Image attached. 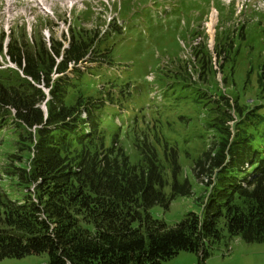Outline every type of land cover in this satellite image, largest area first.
Masks as SVG:
<instances>
[{
  "label": "trees",
  "instance_id": "16d2710c",
  "mask_svg": "<svg viewBox=\"0 0 264 264\" xmlns=\"http://www.w3.org/2000/svg\"><path fill=\"white\" fill-rule=\"evenodd\" d=\"M80 25L69 24L61 40L53 34L45 40L39 31L29 40L26 28L18 35L0 33V57L14 65L0 67V146L12 147L5 153L9 164L0 168L13 178L16 194L0 186V260L39 253L46 264H160L183 250L204 264L208 246L223 231L227 238L264 242V127L255 124L258 114L200 86L184 65L164 71L142 65L171 97L167 112L176 103L197 101L205 112L195 116L205 128L197 124L189 132L186 120L195 116H186V107L173 113L176 121L142 109L144 126L135 122L130 128L138 156L132 159L124 147L129 131L114 123L119 109L113 106L128 100L131 74H105L126 62L117 58H128L116 50L123 36L116 29L110 44L101 46L98 33ZM195 49L199 77L215 70L222 50ZM231 110L240 121L233 130L226 125ZM179 120L187 127L181 136L170 127ZM210 129L219 137L207 145ZM118 132L125 135L115 140ZM198 140L204 144L192 146ZM180 141L191 143L184 153L198 152L191 171L206 192L199 213L189 211L169 225L150 209L168 208L178 195L193 193L180 177Z\"/></svg>",
  "mask_w": 264,
  "mask_h": 264
},
{
  "label": "rangeland",
  "instance_id": "374dc122",
  "mask_svg": "<svg viewBox=\"0 0 264 264\" xmlns=\"http://www.w3.org/2000/svg\"><path fill=\"white\" fill-rule=\"evenodd\" d=\"M119 3L120 8H118ZM213 8L218 14L216 34L215 38L213 35L210 46L212 48L213 44V50H222V52L215 56L218 62L215 70L199 77L198 72L195 71L196 49H188L186 43L201 34V29L196 31V28L202 24ZM77 23L86 31L89 29L96 31L101 46L110 44L109 39L114 36V30L121 31L123 41L117 43L116 50L120 55H127L128 58H117L126 62H118L105 74L110 77L116 75L120 79H126L131 74L128 100L113 106L119 109L118 117H114V123L121 124L123 131H129L126 134L124 147L132 159H138V156L133 149L134 136L130 128L135 122L139 126H144L140 124L139 119L142 109L149 111L152 107L158 110L164 119L171 118L172 121H176V114L185 107L189 109L186 116H195L198 113L203 116L205 112L204 108H197V101L188 103L191 100L181 107L176 103L172 109L175 115L171 111L167 112L169 108L167 104L171 103V97H165L163 83L154 84L153 70L144 72L142 65L147 66L146 70H149L150 66H156L160 71L167 70L171 66L184 65L193 81L210 91H222L242 110L251 109L256 112L259 119L256 118L255 124L264 127V0H67L66 2L0 0V33L3 31L8 34L14 31L18 35L20 30L26 28L29 40L33 38L32 34L35 31L42 32L45 40L51 34L61 40L64 36H68L69 24L71 26ZM192 24L194 26L190 28ZM7 41L8 39L5 38L3 45ZM180 41H184L185 46H182ZM206 43L207 39H201L197 46L206 52L202 46ZM0 63V67L14 66L3 57H0ZM132 64L137 69H134ZM149 72L154 74L151 81L145 77ZM101 81V78H98L96 82ZM174 88L179 90L176 89L178 85H174ZM145 92H158L160 99L136 97L137 94ZM176 92V96L185 93V91ZM215 113L219 116L220 112L217 110ZM230 114L232 117L226 125L233 130L240 121H237L233 110ZM108 117H103L102 120ZM188 121H190L187 124L189 132L192 134L197 124L199 126L202 124L205 128L203 121L196 116L187 119L186 123ZM115 124L110 125L113 132L116 130ZM170 127L176 128L179 136L185 134L187 129L182 120ZM165 128V125H162L158 129L164 132ZM251 129L252 125L248 130ZM123 135L125 134L118 132L115 140ZM218 137V131L210 129L207 145L210 140L213 142ZM199 143L204 144L198 140L192 146L195 147ZM189 144L191 145L190 142L187 145L182 141L179 142L178 160L181 165L180 177L186 178L191 183L193 193L188 196L178 195L168 208L154 205L150 209L154 218L169 225L179 221L189 211L199 213L206 192L203 184L194 178L191 171V164L198 152L195 153L189 148V152L184 153ZM11 149L10 142L0 146L1 167L9 164L10 161L5 157V153ZM11 182L13 178L8 177L0 168V186L10 190L11 196H15L16 194L11 191L13 188ZM19 193L21 194L20 191ZM222 234L223 237L208 246V255L204 259V264H264V242H246L240 236L227 238L225 231ZM199 261L198 254L182 250L175 256L161 261L160 264H199ZM0 264H46V255L32 253L20 258L8 257L0 260Z\"/></svg>",
  "mask_w": 264,
  "mask_h": 264
},
{
  "label": "bare ground",
  "instance_id": "6f19581e",
  "mask_svg": "<svg viewBox=\"0 0 264 264\" xmlns=\"http://www.w3.org/2000/svg\"><path fill=\"white\" fill-rule=\"evenodd\" d=\"M63 1H67V0H63ZM212 21H213V19L210 17L209 18V22H206L204 25H205V31H206V33L208 34V40H207V46L211 49V46H210V43H211V32L213 31V29H212V27H213V25H212ZM200 40H201V37L200 36H196L194 39H193V41H192V45H194V46H196V45H198L199 44V42H200Z\"/></svg>",
  "mask_w": 264,
  "mask_h": 264
}]
</instances>
